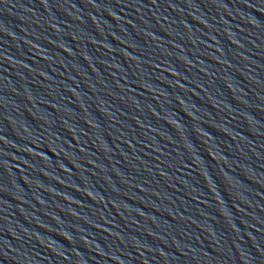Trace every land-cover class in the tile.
Returning a JSON list of instances; mask_svg holds the SVG:
<instances>
[{
    "label": "water",
    "instance_id": "1",
    "mask_svg": "<svg viewBox=\"0 0 264 264\" xmlns=\"http://www.w3.org/2000/svg\"><path fill=\"white\" fill-rule=\"evenodd\" d=\"M0 264H264V0H0Z\"/></svg>",
    "mask_w": 264,
    "mask_h": 264
}]
</instances>
